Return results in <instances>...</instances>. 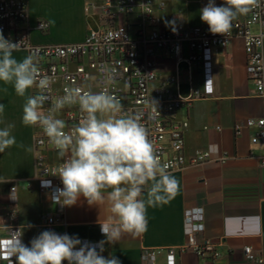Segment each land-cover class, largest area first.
Returning <instances> with one entry per match:
<instances>
[{"label": "crops", "instance_id": "obj_1", "mask_svg": "<svg viewBox=\"0 0 264 264\" xmlns=\"http://www.w3.org/2000/svg\"><path fill=\"white\" fill-rule=\"evenodd\" d=\"M26 1L32 26L38 20L55 21L54 25L49 24L46 34H31L34 44H77L98 27L96 14L86 12L88 0ZM156 1L162 6L156 7V15L165 26L181 24L187 28L202 25L200 9L208 3V0ZM215 2L220 6L224 0ZM247 17L248 14L239 16L235 21H244ZM69 29H77L78 35L68 38ZM252 31L258 33L259 28L254 26ZM13 55L20 60L28 54L19 50ZM183 55L185 58L191 55L187 47ZM157 61L158 79L154 86L163 84L167 77L179 76V85L170 86L173 93L188 97L191 90H199L204 95L185 104L172 117L176 122L189 124L184 131L187 159L193 158L197 151L209 152L211 157L203 164H188L183 170L171 172L179 181L176 194L167 203L148 208L144 232L124 235L114 245L106 244L103 255H115L122 264H148L143 260L144 251L161 250L154 264H167V250L174 249L177 264H255L245 258L244 249L251 247L261 252L264 260V145L251 142L256 128L244 130L240 136L234 132L237 124L264 117V96L257 95L255 85L249 80L244 41L235 39L225 50H212L211 96L206 95L202 64L190 69L188 64L178 65L166 55L158 56ZM189 73L192 83L188 81ZM5 87L7 92L3 91ZM27 95H33V89L28 90ZM24 102L25 98L17 96L11 85L0 84V103L5 106L3 120L5 124H15L12 135L17 142L0 153V178L7 181L0 183L1 236H7L8 227L19 226L23 243L30 246L32 238L45 230L46 218L56 214L57 206L51 201V193L42 191L37 182L34 141L39 127L22 123ZM21 144L24 147H20ZM28 148L32 151H27ZM47 159L53 166L62 163L54 151L47 152ZM13 187L17 188L19 201L17 219L11 222L8 213ZM194 208H203L205 214V231L198 233L195 241L199 245L212 242L218 258H214L213 253L199 257L192 248L181 251L189 246L191 231L185 222V211ZM107 215L106 206H90L81 197L77 204L65 206L64 219L54 231L96 243L105 239L100 223Z\"/></svg>", "mask_w": 264, "mask_h": 264}, {"label": "built area", "instance_id": "obj_2", "mask_svg": "<svg viewBox=\"0 0 264 264\" xmlns=\"http://www.w3.org/2000/svg\"><path fill=\"white\" fill-rule=\"evenodd\" d=\"M162 7L156 0H88L87 13H94L98 19V27L88 32L85 39L77 44H49L37 45L31 41L33 32L46 34L50 25L45 20H38L32 26L30 23V9L26 0H0V30L6 39L21 43V50L36 53L40 58L41 75L55 77V83L48 93L50 97L63 94L65 87L91 84L92 91H100L105 87L104 80L107 74L113 77V83L108 85L109 91L121 98L125 108L124 114H133L139 110L144 112L142 123L149 131V137L154 144L162 163L167 165L171 172L183 170L188 164L200 165L207 162L211 155L209 152L197 151L190 160L184 153V131L188 122H176L174 113L185 104L203 98L199 90H191L188 97L175 94L171 85H179L180 78L167 77L163 84L154 86L158 79V56L166 55L167 59H174L192 66L200 63L203 66L206 95L213 94L212 50H225L235 39L244 41L247 54V73L250 82L256 87L259 97L264 96V0L261 6L248 14L244 21H233V28L225 36L213 35L208 25L202 22L201 26L187 28L181 24L165 26L162 19L156 15V7ZM258 27L259 32L254 33L252 27ZM136 29L135 37L132 30ZM188 48L191 55L184 57V49ZM188 81L192 83L191 73ZM33 88V94L37 93ZM150 97L158 101L157 111L153 107L144 105L145 99ZM51 101L46 102L44 111L50 107ZM65 120L70 129L80 119L77 107H66L57 114ZM256 128L252 137V144L264 145V117L250 118L234 127V132L240 136L244 130ZM218 131L221 128H217ZM35 164L38 171L37 182L42 191L54 192L63 185L60 179L52 176L59 167L49 164L47 152L54 151L53 145L48 141L42 130L36 133ZM226 157L222 159L225 162ZM264 166V161H263ZM42 180L50 181L49 186H42ZM17 188L13 187L10 193L9 221L17 219L18 211ZM53 202V200L51 199ZM54 203V202H53ZM55 204V203H54ZM57 212L49 215L43 225L45 230H52L63 221L65 207L56 204ZM185 222L190 226L189 246L181 248L184 252L192 248L199 257L213 253L214 258L219 254L214 251V244L206 242L199 245L195 241L198 233L205 231V214L203 208L188 209L185 211ZM0 252L6 256V249L11 241L22 237L19 226L6 229L7 236H1ZM90 242L89 240H85ZM94 243V242H92ZM161 250H145L143 260L154 264L156 255ZM247 262L263 264L261 252L251 247L244 249ZM15 264V258H13ZM0 264H10L7 259H0ZM67 264V262H65ZM167 264H177L174 249L167 250Z\"/></svg>", "mask_w": 264, "mask_h": 264}, {"label": "clouds", "instance_id": "obj_3", "mask_svg": "<svg viewBox=\"0 0 264 264\" xmlns=\"http://www.w3.org/2000/svg\"><path fill=\"white\" fill-rule=\"evenodd\" d=\"M260 6L261 0H224L220 6L215 0H208L200 9V19L211 34L225 36L233 28V21ZM21 47L20 42L6 39L0 30V84L11 85L17 96L25 98L22 123L38 126L62 160L52 176L58 177L63 187L55 189L51 199L62 207H70L83 197L90 206H106L108 215L100 223L105 239L99 242L44 230L32 238L30 246L23 243L22 237L11 241L6 256L0 252V259H7L10 264H14L13 258L15 264H122L115 255H103L105 245L117 244L124 235L144 232L148 208L167 203L176 194L179 181L162 163L142 123L144 112L124 114L121 98L109 91L113 77L107 69L105 87L100 91L83 84L65 87L62 95L50 97L55 77L41 75V58L34 52L18 60L13 53ZM33 88L37 93L27 95ZM49 101L51 105L44 111ZM143 103L157 111L158 101L150 97ZM73 106L81 116L68 129L57 114ZM4 111L5 106L0 103V124H4L0 127V153L17 143L12 135L15 124L4 123ZM6 182L0 178V183ZM50 183L42 180V186Z\"/></svg>", "mask_w": 264, "mask_h": 264}, {"label": "rangeland", "instance_id": "obj_4", "mask_svg": "<svg viewBox=\"0 0 264 264\" xmlns=\"http://www.w3.org/2000/svg\"><path fill=\"white\" fill-rule=\"evenodd\" d=\"M136 29L137 28H133V30H132V37H135V33H136ZM69 31V33L67 34V37L68 38H75L77 35H78V31H77V29H73V30H68Z\"/></svg>", "mask_w": 264, "mask_h": 264}]
</instances>
